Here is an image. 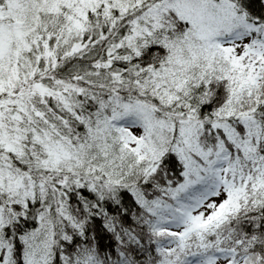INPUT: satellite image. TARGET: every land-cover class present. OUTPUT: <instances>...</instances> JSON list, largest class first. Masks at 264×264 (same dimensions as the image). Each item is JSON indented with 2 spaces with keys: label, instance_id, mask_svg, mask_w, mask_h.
I'll use <instances>...</instances> for the list:
<instances>
[{
  "label": "snow or ice",
  "instance_id": "6c2138e0",
  "mask_svg": "<svg viewBox=\"0 0 264 264\" xmlns=\"http://www.w3.org/2000/svg\"><path fill=\"white\" fill-rule=\"evenodd\" d=\"M0 264H264V0H0Z\"/></svg>",
  "mask_w": 264,
  "mask_h": 264
}]
</instances>
